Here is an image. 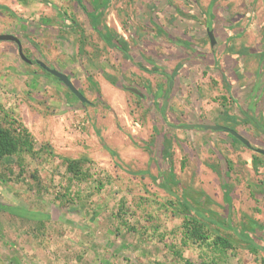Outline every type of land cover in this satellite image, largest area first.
<instances>
[{
    "label": "rangeland",
    "instance_id": "rangeland-1",
    "mask_svg": "<svg viewBox=\"0 0 264 264\" xmlns=\"http://www.w3.org/2000/svg\"><path fill=\"white\" fill-rule=\"evenodd\" d=\"M186 1L172 0L181 6H186ZM207 1L201 0L204 7ZM85 2L91 3L90 0ZM215 2L227 11L226 23H215L221 55H228L229 44L238 35L250 44V52H246L242 61L244 77L236 79L240 90L231 83L234 93L231 97L223 82L231 103L229 109L238 110L236 128L241 134L255 146L264 147V131L255 122V117L263 116L261 123L264 124V102L253 105V95L260 92L259 82L264 81V65L260 63L264 53V0ZM129 3L128 0H112L105 20L113 25L115 19L124 22L129 19L130 24L140 25L145 32H155L164 39L158 27L169 31L170 11L158 13L154 9L155 0ZM68 4L66 12L75 19L72 30H64L63 25L55 21L45 32L37 22H31L27 32L23 30L27 29V24L21 22V29L15 27L17 17L0 10L7 19L0 21V34L19 36L28 58L40 59L68 73L91 101L81 103L50 75L55 79L54 85L35 80L34 72L47 75L45 70L37 63L25 62L14 42L0 41V106L31 133L25 151L0 159V203L41 214L36 218H22L0 210V264H212L211 249L182 243L184 217L180 211L184 210V196L193 203V215L201 212L208 217L211 231L218 229L234 239L236 248L227 252L225 262L217 261L218 264H264V249L251 248L236 233L215 223L231 212L234 223L249 229L256 224L255 234L264 239V229L260 228L264 227V165L249 168L240 153L256 152L237 142H234L237 147L231 143L228 147L225 144L231 141L230 137L227 141L220 137L215 143L221 161L215 152L203 156L194 145L192 161L185 156H188L184 152L185 145L179 146L177 156L172 143L175 177L169 182L174 193L161 187L159 166L168 172L169 163L159 154L158 160H153V151H160L155 147V134L148 140L143 139L144 126L152 124V100L141 101L131 90H121L113 100L103 91L89 88L88 76L99 80L106 73H117L116 65L123 70L124 64L119 58L116 60L111 48L97 37L88 36L90 24L77 2L69 0ZM236 24H242L243 32L234 33ZM12 27V31L4 32ZM82 28L87 33V51H100V59L96 58L102 64L91 61L93 58L88 53L79 59L76 57L77 37L73 30ZM204 38L206 46L210 45V39ZM166 39L171 43L172 37ZM150 41L149 38L146 45H150ZM154 59L164 65L167 72H173L172 57L160 54ZM133 69L136 83L128 78L126 83L137 88L144 81L150 85L148 91L140 86L144 93L154 90L152 78L155 77L150 73L151 79L145 76L141 79L142 74H136L139 71L134 65ZM257 69L261 79L252 86ZM155 113L161 114L159 110ZM183 122L184 119L174 117L170 120L173 125ZM260 157L264 159V155ZM226 158L232 161L229 178H224L225 167L220 166ZM71 159L83 160V173L79 177L67 171ZM223 181L229 184L230 201L225 199Z\"/></svg>",
    "mask_w": 264,
    "mask_h": 264
},
{
    "label": "crops",
    "instance_id": "crops-1",
    "mask_svg": "<svg viewBox=\"0 0 264 264\" xmlns=\"http://www.w3.org/2000/svg\"><path fill=\"white\" fill-rule=\"evenodd\" d=\"M133 1H136L137 3V0H132V1L128 0V3L129 2L133 3ZM215 1L218 0H208L206 2L207 4L205 5V7L203 6L204 4L201 3V0H187L185 4L186 6L184 5L181 6L173 2V5L175 7H181L184 11L187 12L186 13L187 17L180 16L177 19H175L174 22L170 21L171 23L169 25L170 29L167 28L169 30L168 32L171 33L170 37L176 36V38L171 39V43H169L168 39H166L168 37L164 33H163L165 37L164 39L159 37L157 34L155 35V32H151V34H149L145 32L143 30V27H141L140 25L130 24L129 19L124 22L121 21L120 19L116 20L114 18L115 22L113 23V25H111L109 21L107 22L105 20L107 9L104 12H102V16L100 19L104 31H106L105 27H108L110 31H112L113 33L116 32L117 34H120L124 38V40L131 47V52L133 56L137 55L136 57H139L140 55H142L146 57L152 56L153 58L155 57L158 58L160 54L161 55L163 54L164 57L167 56V57H172L174 59L175 62L173 66L175 67L178 63H182V64L184 63L183 67L179 70L178 75L176 76V80H175L176 83L174 84V88L171 91L170 96L168 98L169 102L165 115H164L165 110L163 112L160 111V109L157 108L158 106H156L154 102L159 103L161 101L164 102L165 100L167 94L166 90L167 88H169V83L167 85L166 76L160 73L152 74L155 77V78L151 77L152 80L154 79L155 81L154 83L155 86H154V90H152L151 92L149 91L150 94L149 93L146 94L141 90V87H144L147 91L149 90L150 85L148 82L146 84L144 83V81H141L140 83L141 87L140 86H136V87L141 92H143L145 96L149 97L152 100L153 105L155 107L154 109V107L152 108L150 105V112H151L150 116L151 118H153L151 121L152 124H149L148 126L147 125L144 126V134H146V136L143 137V139L148 140L149 138H151L153 134H155L154 138H156L157 140L155 146H157V148L159 147L160 150L166 136L168 139L172 141L173 149L175 153L177 152V156H178L177 149L180 148L179 146L185 145L184 152L185 154H188V156L187 155L185 156L188 158V160L189 158H191L190 160L192 161H193V145L197 146V148H200V151H202L203 156L204 154L209 156L215 152L216 154H218L219 159L221 161L222 157L220 156V150L216 147L215 141L218 138L220 139V137L222 140L227 141L230 136L225 135L221 132L205 130V129L203 130L201 128H195V129L178 128L176 127L177 124L173 125L172 123H170V120L173 117L184 119L185 122L181 124L184 123H214L219 125L226 124L229 125L228 127L231 128L234 127L233 129L241 133L236 128V125H238V121L236 120H239L238 110L236 108L229 109L231 103L229 101L227 92H225V89L223 88L224 84L222 81L221 69L226 68L229 71L230 74L229 80H231L232 84L233 83L236 84V79L237 80L242 79L241 77L242 76L244 77V74H242V72L245 71L242 69L244 68L245 63L243 66L242 61L243 60L245 61V59L243 58L246 56L245 55L246 52L248 50L250 52V48L248 49V46H250V44H248V42L241 39L239 35L233 37L234 40L232 43L229 44L230 47H228V49H230L231 51H228V55L225 57L220 56L221 58H219V60L217 61L218 64L215 63L216 60L214 59H215L216 49L215 47H213V45H211V42L210 45L206 46V42L204 38L206 37L207 31L210 30L207 20L211 19L213 15L215 19L213 26L215 27V23H217V21L219 22L224 21V23H226L225 20L227 18L226 16L227 11L224 9L223 5L221 6L220 3H217ZM48 2H51L57 6L59 5L58 6L59 9H62L61 7L65 6L63 7L65 9L64 10L65 14L62 15L61 14L62 12H59L57 8H54L53 6L49 5ZM68 2L69 0H0V10H2L1 7H6L14 11V13L17 15L16 20H18L15 24V27L20 28V24L22 22L20 18L26 19L28 22H22V23L27 24V29H23L27 32L29 30L28 28L30 27L31 22H35V23L37 22L39 26L43 27L41 29H44L45 32L47 29H51L55 25V21L56 23L57 21L58 23H61V25H63L64 30L67 29L72 30V28L75 26V23H73L75 19L73 18L72 14L71 15L69 14L70 16H68V13L66 12L69 10ZM90 2H92V0H90ZM129 4L131 5V3ZM187 4L189 5V7L187 6ZM174 6L170 5L168 0H155L154 9H156L158 13L164 10H169L170 14H176V9L174 8ZM83 13L84 16L86 17V13L84 11ZM193 15L198 18L197 19L193 18ZM250 15H252V13H249V16ZM2 19L5 18L0 13V21ZM86 19L88 20V24H90L91 32H93V34H91L90 32L88 36L94 37V39H96L97 37L98 41H100L101 43L103 42L106 47L111 48L110 50L112 54H114L115 59L117 60L119 58L118 60L124 64L123 70L119 69L120 65H116L118 72L114 74L106 73L105 75H102L103 77L102 79L99 78L98 80V77L95 79L91 77L94 80V83H92L89 80L90 76H88V80L90 81V86H89L90 89L94 88L97 89V91L99 92L101 90V92L103 91L105 96H108L112 99L115 97L116 94H119L121 90L130 91L128 88L134 86L128 85L126 83V78H128V80L132 79L133 83H136L134 82L135 71L133 69V65L139 71L136 72V74L137 75L142 74L141 79L143 78V76H145L147 79H151L150 77H148L150 76V73L136 66V64L133 62L131 58L125 56L117 48L108 45L105 42V40L102 38V36L98 33V31L94 29L95 27L91 23L90 19L88 17H86ZM7 22H10V20H8ZM241 25L236 24L234 33L243 32L242 31L243 27H240ZM12 29L13 27L11 29L5 30L4 32L12 31ZM173 30L174 31L177 30V32L174 33ZM73 31H74L73 33L75 34L74 37H77V39L75 38V41L77 43L76 57L78 56L79 59L83 55L87 56L86 53H88V56L89 57L92 56L93 58V60L90 59L91 61H94L95 63L100 62V64H102L101 60H99L101 57L100 51L98 52L87 51L89 49L85 39L87 36L86 29L85 28L74 29ZM172 32L175 35L172 34ZM218 35H217L218 42H220ZM149 38L151 40L149 42L150 45H146L145 42L149 41ZM149 50L151 51V53H148ZM160 51L161 53L158 54ZM96 56L99 57V59H97ZM200 56L203 58H200ZM230 58H234V59H230ZM237 58L240 59L238 61H235V59ZM260 63H261V58H260ZM129 64H131V66ZM100 67H102V65H100ZM50 76L48 74L45 75L40 72H34V75L32 77L37 81L51 82L54 85L55 84L54 80L56 78L53 80L52 77L54 76L52 77ZM254 78L256 79H253L252 86L255 85V82L261 79L258 76V69H257V75ZM236 89L240 90L238 83L236 84ZM235 95L239 96L240 94L239 92H235ZM140 100L145 101V98ZM155 110H159V112H161L160 116L155 115L156 114ZM230 117H235L236 120ZM230 140L231 141H229L228 144L226 142L225 145L228 146L231 143L232 146L237 147L236 143H234L231 137ZM240 153L242 157L247 161L246 165L249 168L253 167L254 166L253 155L256 153H252L250 151H241ZM180 157L182 161L183 157L181 155ZM260 158L262 159V162L261 164H258L259 168L264 165L263 157ZM227 163H230V165H232V161L230 160V158L224 159L220 166H224L225 167L224 170H226ZM175 172L177 173L176 164H175Z\"/></svg>",
    "mask_w": 264,
    "mask_h": 264
},
{
    "label": "trees",
    "instance_id": "trees-1",
    "mask_svg": "<svg viewBox=\"0 0 264 264\" xmlns=\"http://www.w3.org/2000/svg\"><path fill=\"white\" fill-rule=\"evenodd\" d=\"M77 4L81 7V9L86 13V17H88L98 31V33L102 36V38L105 40V42L108 45H111L115 48H117L119 51H121L125 56L131 58L133 62L138 66L140 69L151 73L156 74L160 73L167 78V85L169 83V88L174 87V84L176 83V76L178 75L179 70L183 67L182 63H178L176 67H174L173 72L169 73L165 70V66L158 62V60L154 59L153 57H145L140 55L139 57L133 56L131 52V47L129 44L124 40V38L117 34L116 32L110 31L108 27L106 28V31H104L102 25H101V16L102 12H104L110 5L111 0H92L91 3L85 2V0H75ZM169 4L173 5L172 0H168ZM49 5L53 6L54 8H57L59 12H63L62 9H59L57 5L48 2ZM91 4V5H90ZM176 14H171L172 19L171 22H174L175 19L178 17H187L186 11H184L181 7H175ZM1 9H4L8 11V13L14 17H17V15L9 8L1 7ZM241 17V16H240ZM193 18L197 19L198 17L193 15ZM22 22H28L26 19L20 18ZM214 16L212 15L211 19H208V25L210 27V30L214 33L215 38L217 40V44H215L213 47H215V59L216 64H218L219 58H221V50H219L218 46V31L213 26L214 23ZM159 32H163L167 37H170V34L165 31L161 26L158 27ZM208 32V31H207ZM206 36L208 37L207 33ZM176 38V37H172ZM209 38V37H208ZM200 55V54H199ZM263 57H261V63L264 65V53L262 54ZM200 58H203L200 56ZM35 61H33L34 63ZM221 75H222V81L225 85H227V89H229L230 96L234 95L232 93V84L231 80H229V71L226 68L221 69ZM46 74L51 75L45 71ZM260 76V73H258ZM261 77V76H260ZM56 78V77H54ZM57 79V78H56ZM58 80V79H57ZM89 80L94 83V80L89 77ZM259 91L255 93L253 105L257 106L258 101L264 102V81L261 83L259 82ZM167 88V91L169 90ZM165 93V94H166ZM137 95V94H136ZM138 96V95H137ZM140 99V96H138ZM149 98V97H145ZM156 101V100H154ZM157 108L160 109V111H164V102L161 101L159 103L154 102ZM234 120L235 117H230ZM263 116L261 118L255 117V122H257L258 127H262V130L264 131V124L261 123ZM251 119H247L246 122L249 123ZM226 125V124H225ZM229 126V125H226ZM234 128V127H232ZM158 133V132H156ZM225 135H228L232 138L234 142L243 144L240 140H238L236 137L232 136L229 133L221 132ZM31 138V133L29 129L24 126L19 120H17L15 117H13L11 114H9L5 109L0 106V159L12 156L18 153H21L25 151V149L28 148L29 139ZM157 148V146H155ZM112 154H115V152H111ZM161 156L165 161L169 163L168 166V172H165L160 166H159V177L160 180V186L166 189L169 192H173L172 188L170 187L169 180L174 179L175 175L173 172L174 164L172 159V141L168 139L165 136V140L162 143V147L159 152L153 151V160H158V155ZM262 159L260 158L259 154L253 155V164L255 168H258L261 164ZM82 159H71L68 162L67 165V171L72 174L74 177H79L83 173L82 169ZM232 170V167L230 163H227V167L225 172L223 173L224 178L230 176V172ZM36 177V175H34ZM222 186L224 189V196L227 201H230V190H229V184L227 181L222 182ZM174 193V192H173ZM230 203V202H229ZM182 205L184 210L180 211V214L183 215L184 220L182 224V243L183 245H190V244H198L201 246H205L207 249H211L212 254L210 256L212 264H218L219 262H225V259L227 257V252L229 250H234L236 248L235 241L230 236L221 233L218 229H213V231L210 230V224L208 222V217L201 212H197V216L193 215V203L191 202V199L188 196L183 197ZM230 206V205H229ZM0 210L11 213L13 215L20 216L22 218H36L37 215H41L39 213L33 212L31 210L24 209L22 207L12 206L5 203H0ZM231 212H229L228 216H226L223 219L215 221L217 225H221L225 227L226 230H231L234 233H236L240 238L243 240H246L247 243L250 245L251 248L255 249L256 247L258 249H264V239H261L260 237H257V235L254 232L255 225L252 224L251 228L249 229L246 225H241L239 227L231 218ZM260 228L264 229L263 226H260ZM177 255H179L178 251H175ZM219 261V262H217ZM190 264H192L190 262Z\"/></svg>",
    "mask_w": 264,
    "mask_h": 264
},
{
    "label": "water",
    "instance_id": "water-1",
    "mask_svg": "<svg viewBox=\"0 0 264 264\" xmlns=\"http://www.w3.org/2000/svg\"><path fill=\"white\" fill-rule=\"evenodd\" d=\"M207 35L210 39L211 45L214 46L216 44V38H215L214 33L211 30H209L207 32ZM0 41L14 42L18 46V54L20 55V57L25 62H27L29 64L33 63V60L28 58L25 55V53L23 51L22 40L20 39L19 36L12 34V33H1L0 34ZM35 62L40 67H42L47 73L56 77L58 79V81L61 82L65 87H67L69 89V91L73 95H75L81 103H83V104L87 103L88 104L91 102L88 99V97L83 93V91H81V89L79 87H77V85L74 83L73 79L71 78V76L68 73H66L65 71H63V70H61L55 66L49 65L40 59H37ZM128 89L131 90L133 93L137 94L138 96H140L141 98L146 97L145 94L143 92H141L138 88L129 87ZM170 93H171V88L168 90L166 97H165V100H164V110H165L164 115H165L166 110H167L168 98L170 96ZM176 127L188 128V129L201 128V129H205V130L229 133L232 136L236 137L238 140H240L249 149L255 151L258 154L264 155V147L255 146L247 137H245L244 135L239 133L237 130H235L231 127L225 126V125H219V124H214V123H184V124L176 125Z\"/></svg>",
    "mask_w": 264,
    "mask_h": 264
},
{
    "label": "flooded vegetation",
    "instance_id": "flooded-vegetation-1",
    "mask_svg": "<svg viewBox=\"0 0 264 264\" xmlns=\"http://www.w3.org/2000/svg\"><path fill=\"white\" fill-rule=\"evenodd\" d=\"M34 61V60H33Z\"/></svg>",
    "mask_w": 264,
    "mask_h": 264
}]
</instances>
